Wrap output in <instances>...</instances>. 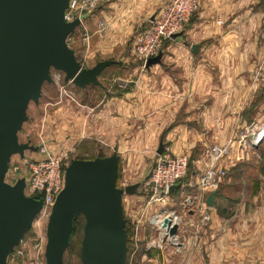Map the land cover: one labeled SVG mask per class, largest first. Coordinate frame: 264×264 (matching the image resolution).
I'll list each match as a JSON object with an SVG mask.
<instances>
[{
	"label": "crops",
	"instance_id": "1",
	"mask_svg": "<svg viewBox=\"0 0 264 264\" xmlns=\"http://www.w3.org/2000/svg\"><path fill=\"white\" fill-rule=\"evenodd\" d=\"M166 2L107 1L99 8V14L94 17L89 14L84 19L85 31L87 23L94 26L90 34L91 50L119 58L128 42L135 38L134 33L146 28ZM101 21L106 27L104 32L98 30ZM192 45L199 46L196 53L191 51ZM167 49L168 57L164 58L169 60L171 69L179 68L177 72L137 75L130 81L129 89L124 90V84L119 83L107 89L100 102H91L90 133L97 142L114 152L115 147L126 145L133 129L171 132L213 129L226 113V99H232L231 111L238 114L233 126L237 132L233 131L227 141L235 140L246 127L258 129L264 125V78L254 77L259 57L264 54V0H199V9L182 36L171 39ZM125 62V58H120L116 63L122 66ZM124 78L119 76V82L124 83ZM247 113L253 116L251 122L246 120ZM56 130L59 136L61 130ZM42 137L41 134L44 143ZM178 138L175 139L178 143L191 141L187 134H179ZM262 145L264 138L256 156ZM206 150L196 158L187 155L190 162L202 160ZM256 156L248 155L237 164L261 161ZM257 175L260 183L257 192H251L249 218H243L246 203L234 215L224 218L220 187L209 212L210 221L196 235L195 228L190 226L178 232L179 253L167 244L161 248L150 245L153 239L145 245V254L157 259L154 264H264V176Z\"/></svg>",
	"mask_w": 264,
	"mask_h": 264
},
{
	"label": "water",
	"instance_id": "2",
	"mask_svg": "<svg viewBox=\"0 0 264 264\" xmlns=\"http://www.w3.org/2000/svg\"><path fill=\"white\" fill-rule=\"evenodd\" d=\"M69 0H0V264L19 244L42 207L39 196L24 195L25 179L5 182L14 155L24 158L36 152L29 142L19 143L17 134L27 120L31 102L38 103L43 84L51 83V69L62 72L64 81L75 87L98 86V77L113 61H100L83 68L67 38L80 26L78 19L66 22ZM182 33L172 35V40ZM198 45H192L196 53ZM163 54L146 60L149 69L159 65ZM164 151L160 141L157 155ZM118 157L72 160L64 170V186L55 199L45 237V264H63V256L76 230V218L84 219L79 258L82 264H126L127 234L122 197L137 193L140 184L116 186ZM179 185L170 187L172 194ZM211 193L206 199L214 206ZM264 217V214H263ZM169 237L177 235V224L163 221Z\"/></svg>",
	"mask_w": 264,
	"mask_h": 264
},
{
	"label": "rangeland",
	"instance_id": "3",
	"mask_svg": "<svg viewBox=\"0 0 264 264\" xmlns=\"http://www.w3.org/2000/svg\"><path fill=\"white\" fill-rule=\"evenodd\" d=\"M105 4L106 3L102 6H105ZM99 8L91 11L88 15L92 14L91 17H94L95 14H99ZM91 25V23L85 25L88 31L86 32L89 34L87 45L82 41V28L76 29L67 38L68 46L74 51L76 59L81 66L83 68H91L100 61L118 62L120 58H125L126 62L122 66L115 64L105 69L98 77V86L89 85L83 89L75 87L70 82L64 81L62 72L51 69L50 75L52 82L49 84L45 82L42 86L38 103L34 104L31 102L28 106L26 113L27 120L23 123L17 134L19 143L29 142L30 145L38 148L42 143V134L43 142L47 148L53 151H66L70 160H92L95 158L109 157L115 153L118 157L116 186L123 189L125 186L136 183L141 185L147 178L159 156L156 151L160 139L163 140L164 146V151L161 155L177 156L185 154L190 158H196V156L202 154L214 142L221 143L227 141V138L234 131V119L238 117V114L231 111L232 99H226V103L224 104L226 113L223 115L224 117L215 124L216 126L214 125L215 128L213 129H194L186 132L133 129L130 130V139L125 140L126 145L124 147H115L114 152L110 148L105 147L101 142H97L95 137L90 133L89 108L95 101L100 102L101 99H103L107 89H111L114 85L119 83L124 84V90L126 88L129 89V87L132 86L130 81L137 75H145L151 71L167 74L171 72L175 73L179 68H175V70L171 69L168 65L169 60L164 58L165 56L168 57L169 52L165 50L169 47L171 40L163 43V49L161 51L163 58L161 63L149 69H146L140 60L131 56V48L134 39L128 42L129 45H127L125 51L120 53L121 55L119 58L116 55H109L105 52L99 54V52L92 51V47L90 46V34L93 32L94 26ZM138 32H140V30ZM137 33H134L133 36L135 37ZM263 58L264 54L260 55L259 62ZM119 76H125L126 78L124 79L126 81H124V83H122V81L119 82ZM118 90L120 89L118 88ZM92 101L93 103H91ZM210 102H212V100ZM195 117H197V115ZM245 117L248 122L253 120L251 113H247ZM225 120L227 121L226 123L224 122ZM46 123L49 124V127L46 126ZM197 124L202 125L201 122H197ZM56 128L61 130L60 137L57 135L58 131ZM236 132L237 130L234 131L235 134ZM179 134H187L191 141L189 143L182 140L179 143L176 142ZM191 134L193 135L191 136ZM207 138L209 139L206 140ZM117 150L121 151L116 153ZM255 154L256 152L250 155ZM39 155L41 156L37 149L36 152L26 151L23 159L19 158L17 155L12 156L9 162L7 177L5 178L7 183L11 185L16 178L20 179L27 177L25 165L28 162L40 159ZM257 155L261 161H251L248 163L236 164V166L234 165L227 175L224 184H222L220 188L223 197L221 200V207H223L224 218H229L231 215H234L237 208H239V210L240 208L242 209L245 203L247 210L243 213V216H245L243 218H249L251 192H253V194L256 193L260 183L257 174L261 173V175L264 176L261 172L263 168V164L261 165V163L262 158H264V145L260 147ZM15 167L19 168L17 173L14 171ZM190 171H192L191 166ZM176 194L177 192L174 193V196L177 197L171 200L173 202H168L164 208L166 211H171L173 209L178 210L179 200ZM122 209L123 218L126 223L125 232L127 234L126 264H154L157 259L153 257L152 254H145V245L157 238L154 221L162 211L160 206L148 204L147 199L143 195L142 188L140 189L139 187L136 194L124 195L122 197ZM41 224L42 223H37L34 228H31L24 235L21 239L23 245L22 243L19 244L15 251L9 255L7 264L23 263V259L16 253L22 246L29 245L35 238L37 239L36 233L45 235L46 224ZM83 225L84 219L83 217H79L75 233L64 253L63 264H82L79 253L83 235ZM243 233H246V231L243 230Z\"/></svg>",
	"mask_w": 264,
	"mask_h": 264
},
{
	"label": "built area",
	"instance_id": "4",
	"mask_svg": "<svg viewBox=\"0 0 264 264\" xmlns=\"http://www.w3.org/2000/svg\"><path fill=\"white\" fill-rule=\"evenodd\" d=\"M108 0H69L64 19L72 22L80 21L77 29H83L82 41L87 45L89 34L85 31L84 19L91 11L101 7ZM199 9V0H167L148 22V26L138 32L131 48V56L145 64L146 60L158 55L163 49V43L171 40L172 35L183 33L190 19ZM99 32H104L106 27L101 21L98 24ZM254 77L258 80L264 78V58L261 59ZM264 138V125L255 129L246 127L239 132L235 140H228L225 144L211 145L205 152L202 160L192 164L187 155H160L151 169L147 178L139 186L148 204L160 206V215L154 221L157 238L150 245L162 247L164 244L174 247L175 253H179L177 235L168 236L167 227H163L165 218L172 224H177L178 232L183 227L198 230L210 221V210L206 205L207 197L218 192L224 183L229 171L237 163L245 161L248 155L254 154ZM41 158L28 162L25 165L27 177H25L24 195L26 197L39 196L42 207L35 218L32 228L38 223L46 224L51 213L55 199L64 186V170L72 161L66 151H53L44 143L38 146ZM256 155V154H255ZM190 165L192 171H190ZM19 170L14 168L15 173ZM190 172V176H189ZM7 177V174H6ZM5 177V178H6ZM18 180L15 179L13 184ZM7 183V181L5 180ZM11 184V185H13ZM179 185L169 194L172 186ZM178 195V211L164 209L168 202ZM173 202V201H171ZM159 214V213H158ZM192 216L195 220H191ZM41 224V225H42ZM37 239L29 245H24L17 251V255L23 259L22 264H45V235L36 233ZM23 245L20 240L19 244ZM19 244L14 248L19 246Z\"/></svg>",
	"mask_w": 264,
	"mask_h": 264
},
{
	"label": "trees",
	"instance_id": "5",
	"mask_svg": "<svg viewBox=\"0 0 264 264\" xmlns=\"http://www.w3.org/2000/svg\"><path fill=\"white\" fill-rule=\"evenodd\" d=\"M262 164H263V165H262ZM261 165L263 166V168L261 169V172L264 174V158H262V163H261ZM79 217H82V216L79 215V216L76 218V222H75L76 225H77V220H78ZM73 235H74V234H73ZM73 235H72V237H73ZM72 237H71V239H72ZM71 239H70V241H71Z\"/></svg>",
	"mask_w": 264,
	"mask_h": 264
}]
</instances>
